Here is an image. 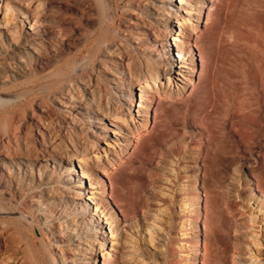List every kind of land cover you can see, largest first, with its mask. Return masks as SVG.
Segmentation results:
<instances>
[{
    "label": "rangeland",
    "instance_id": "1",
    "mask_svg": "<svg viewBox=\"0 0 264 264\" xmlns=\"http://www.w3.org/2000/svg\"><path fill=\"white\" fill-rule=\"evenodd\" d=\"M42 1L0 0V40L15 25L25 35L43 29H71V48L52 63L57 78L64 77L54 85L77 76L90 77L96 84L103 82L104 77L96 74L100 60H104L103 48L98 47L97 56L83 64V46L88 47L101 34L111 39L122 21L137 14V7L124 4L127 0L123 4L102 0L106 5L104 24L98 5L90 10L81 0H67L58 9L45 12L38 6ZM176 7L170 35L184 43L186 54L180 59L174 47L179 42L167 40V50L174 56L171 71L156 81L153 90L158 91L151 90L147 113L141 110L145 103L139 100L136 87L133 107L122 121L111 123L96 115L92 122H79L83 130L80 144L89 149L85 159L92 174L105 185L103 191L101 185L91 184L88 176L80 177L82 191L86 196L104 195L103 203L114 219L112 223L100 218L105 236L96 264L114 257L119 264H193L196 240L198 264H264V0H186ZM199 7L202 10L197 19ZM139 16L144 19L145 13ZM191 26H195L194 32H190ZM125 45L122 42L121 47ZM3 47L7 46L2 41L0 59L6 55ZM148 54L141 55V61ZM151 55L142 72L161 65L157 56ZM70 70L72 73L67 75ZM29 77L0 85V99L9 100L0 105V154L28 155V160L21 159L24 164L20 163V175L24 170L34 183L48 176L56 181L61 168L47 159L39 145L47 132L41 126L45 114L36 103L55 107L47 97L48 89L43 90L44 83L39 85L38 77ZM23 82L25 86L12 87ZM26 90L29 93L22 94ZM162 90L182 94L170 96ZM56 128L49 130L51 141L47 145L54 147L59 142L58 152L77 158L68 150L62 129ZM105 132L96 150L95 134ZM9 162L0 156L5 166L0 181L18 178L20 171ZM74 163L77 182L82 165ZM119 165H123L121 172L127 186L136 188L130 192L131 202L122 203V208L106 197L120 193L118 188L111 189L107 176ZM73 186L67 185L66 189ZM13 193L0 187V228L6 227L0 245L4 244L12 255L14 262L10 264H46L47 252L38 243L40 235L29 215L34 203L30 196L35 193L29 194L26 189L28 208L20 202L17 207L11 199ZM87 201L94 214L95 201ZM5 207L11 210L4 212ZM89 242L93 244L94 240L90 238Z\"/></svg>",
    "mask_w": 264,
    "mask_h": 264
},
{
    "label": "bare ground",
    "instance_id": "2",
    "mask_svg": "<svg viewBox=\"0 0 264 264\" xmlns=\"http://www.w3.org/2000/svg\"><path fill=\"white\" fill-rule=\"evenodd\" d=\"M39 1L40 0H38V2ZM66 1L67 0H43L39 4L38 2L36 3L39 7H43V10L46 12L48 10L58 9L59 6L62 3H66ZM81 1H83V4H85L90 10H94V8H96L95 5H98L99 11L97 12L99 13L101 10L100 14L105 24L106 5H104V1ZM116 1L117 3L123 4L125 0ZM134 1L136 2L133 3ZM185 1L186 0H154V3L147 0L125 1L124 4L128 5L130 3L135 5L139 13L132 14V18L122 21L116 28L115 32L113 31L114 38L112 37L109 39L110 37L107 38L106 35L101 34L91 45L86 48L83 46L85 50L84 55L82 56L83 64L88 63L97 56L96 54L98 52L96 53V49L98 47H100V49L103 48V52H101L104 53V60H100L99 68L96 69V74H101V76L104 77L103 82L99 84H96V82L93 83V80H90V77L79 78L77 76L68 81L64 80L65 82L59 83V85H54L55 81L61 79L62 76L57 78V72L55 70L52 71L51 69L52 63L71 48L72 44L68 41V39L71 38L69 35L71 29L62 31L43 29L42 32L25 35L22 34V29L15 25L12 29L11 27L8 28L7 35L0 40V45L3 41L7 46L3 47L6 55L0 59V85H5V83L12 84V82L19 78L22 79L29 76L38 77L40 75L38 77V83L39 85H43L42 83H44L43 86L45 88L43 87V90H51L53 89V86L55 87L52 91H46L47 97H49V100L55 109L48 108L43 102L36 103V107L39 111L45 114L41 126L45 127L47 132L46 137L41 139L39 145L43 148V153L47 155V159L51 161L53 165H58L61 168L59 176L56 178L57 180L54 181L48 176L45 181L39 180L38 183H34L32 178L30 180L26 177L24 170L22 171V175H20L21 168L19 166L20 163H23L21 159L24 158L25 160H28V155L23 157L17 156L16 154L7 155L8 152L6 151L3 152L4 154L6 153L5 156L4 154H0V156L3 155V159L10 161L9 166L16 165L17 170L20 171L18 178H9L0 181V187L3 185V187H7L14 191L11 199L16 202V206L19 207V203L17 202H20L28 208V204L30 203L28 202L27 197H25L26 189L29 194L35 193V196H30L34 203L30 207L31 210L33 209V212L29 213V215L33 218L35 229L40 235L38 243L42 245L43 249L47 252L49 258L47 263L96 264L97 254L102 252L101 240H103L105 236L103 232L104 226L100 218H106V221L112 220V223L114 222V219L108 213L103 203L104 195L101 198L95 197L96 195L94 196L93 193L86 196L82 191L80 177L88 176L87 178H89L91 184L96 183L101 185L103 191L105 185L103 181L97 179V177L92 174V167L87 159H85L89 149L87 151L86 148L82 147L80 144L81 141H79L83 132L82 128L79 126L80 119H86L88 120L87 122H92V118L99 115L103 117L104 121L108 120L111 123H117V121H120L123 117L125 118L126 116H129L130 109L133 107L134 89L136 87L139 88V100L145 103V108H141V110L144 115L147 113L146 111L149 107L148 103L152 97L151 90H153L156 81L161 76L165 77L169 75L171 71L169 66L173 62L174 56L172 57V54H169L166 42L170 39L177 41V39H174L175 37L170 35L171 31L169 25L171 19L177 17L176 4ZM121 8H123V6H121ZM201 8L199 7L197 19H199L198 15L200 10H202ZM121 11L123 10L121 9ZM142 13H145L144 19H141L142 17L140 18L139 16ZM22 15H24V13H22ZM32 20L34 21V24L37 23L34 17H32ZM108 23V26L111 25L110 22ZM190 28V32L195 31V26H191ZM122 42L126 44L123 48L121 47ZM58 43V48L55 49L54 45ZM183 44V42H179L178 45H174L177 51V56L180 59H183L186 54ZM118 47H121L122 50L119 51ZM84 50H82V52ZM146 53H149L146 60L141 61V55ZM150 53H154L155 56H157V60L160 61L161 65L152 69L147 67V71L142 72L141 68L148 66V61L152 58ZM187 69L189 73L191 69L188 65ZM72 71L70 70L67 75L71 74ZM65 75L66 74L63 76ZM188 81L191 83L190 79H188ZM21 85L25 86L26 83L23 82L19 85L15 84L12 87L18 88ZM29 91L30 90H26L22 92V94L29 93ZM157 91L158 90L154 92L153 90L154 93H157ZM162 92L169 94L170 96L176 95L178 97L182 94L181 91L172 92L169 90V92H165L162 90ZM7 102H9V100ZM7 102L0 99V105H5ZM117 106H119L118 111L115 110ZM143 123L141 124V127H145V124ZM54 126L62 129V136H65V140L70 148L68 150L77 158L72 159L70 155H67L64 152H58L56 146L59 142L54 147L47 145L51 141H49L51 137L49 130ZM59 128L56 129L58 130ZM107 133L108 132L95 134V149L97 148V143L103 140ZM109 133H112V131H109ZM63 140L64 139H62L61 142H64ZM65 149L67 150V147ZM13 159H18L17 161L19 163H14ZM74 161H77V163L82 165L80 168L81 176L77 175V182H74V177H76L74 172ZM122 166L123 165H119L117 169L111 171L110 174H107V176L109 175L111 189L114 190L115 188H118L120 193L119 195L115 194V196L114 193H109L106 197L110 199L112 198L119 208H122V203L128 201L131 202L130 197L132 193L130 192L136 191L135 187L129 188L127 186V182L124 180L122 174L123 172H121ZM4 167L5 166L0 163V176H2L1 172ZM100 169L103 171V168L100 167ZM26 181L29 182L27 183ZM71 184L75 185L72 187L73 190L70 188L66 189V186ZM65 189L69 190V192L64 191ZM87 200L95 201L93 204V211L97 213V216L95 213H90ZM195 203L197 206L198 197H196ZM185 205L186 204L183 203V206ZM7 207L3 210L4 212L11 210L10 207L8 209ZM4 228H0V239L4 232H6L4 231ZM110 228L111 227H109V229ZM115 231H118L117 228ZM113 233V230L110 229V234L113 235ZM82 236H84L83 239ZM90 238L94 240L93 244H90ZM66 242L68 244L67 246L65 245ZM197 244L198 241L196 240L194 244L195 248L192 250L193 264H198L199 252ZM94 245L96 248H94ZM11 257L12 255H9L5 245H0V264L13 263L14 260L11 259ZM119 263V259L114 257L110 262L103 260L101 264Z\"/></svg>",
    "mask_w": 264,
    "mask_h": 264
}]
</instances>
